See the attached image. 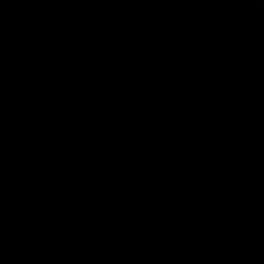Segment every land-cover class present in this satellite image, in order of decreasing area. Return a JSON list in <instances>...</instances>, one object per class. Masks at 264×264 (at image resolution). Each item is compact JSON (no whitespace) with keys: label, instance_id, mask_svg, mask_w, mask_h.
Here are the masks:
<instances>
[{"label":"water","instance_id":"water-1","mask_svg":"<svg viewBox=\"0 0 264 264\" xmlns=\"http://www.w3.org/2000/svg\"><path fill=\"white\" fill-rule=\"evenodd\" d=\"M0 264H264V0H0Z\"/></svg>","mask_w":264,"mask_h":264}]
</instances>
